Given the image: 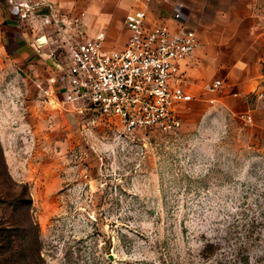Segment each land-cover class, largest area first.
Instances as JSON below:
<instances>
[{
  "label": "rangeland",
  "instance_id": "obj_1",
  "mask_svg": "<svg viewBox=\"0 0 264 264\" xmlns=\"http://www.w3.org/2000/svg\"><path fill=\"white\" fill-rule=\"evenodd\" d=\"M178 4L188 26L218 35L206 65L195 59L207 75L185 72L176 131L125 133L64 102L60 68L100 27L103 47H122L132 0H0V264H264V96L233 94L231 67L239 53L257 57L244 73L264 61V0H150L151 18ZM214 78L223 89L203 91ZM15 233L31 254H7Z\"/></svg>",
  "mask_w": 264,
  "mask_h": 264
},
{
  "label": "built area",
  "instance_id": "obj_2",
  "mask_svg": "<svg viewBox=\"0 0 264 264\" xmlns=\"http://www.w3.org/2000/svg\"><path fill=\"white\" fill-rule=\"evenodd\" d=\"M170 16L166 21L152 19L150 0H132L123 19L128 35L122 47H103L104 27L70 42L60 68L63 101L116 117L125 133L176 131L181 123L179 104L192 97L191 79L181 64L192 58L200 41L197 31L185 23L182 4ZM170 24L177 28L170 29ZM223 87L222 80L214 78L203 91L216 94ZM243 117L252 121L248 113Z\"/></svg>",
  "mask_w": 264,
  "mask_h": 264
},
{
  "label": "crops",
  "instance_id": "obj_3",
  "mask_svg": "<svg viewBox=\"0 0 264 264\" xmlns=\"http://www.w3.org/2000/svg\"><path fill=\"white\" fill-rule=\"evenodd\" d=\"M189 7V6H188ZM104 14H107V13H104ZM101 20H103L104 18H106V16H101ZM100 19V18H99ZM123 29L127 32V35H128V31L124 28L123 26ZM198 34V37H199V41H200V45L199 47L195 50L192 58L195 59H198V60H202V67L206 65V62H208L211 57L209 56V49L212 47L211 44L207 43L209 40V35L207 34H199V31L197 32ZM205 36V38L203 39V37ZM212 36H210V41L212 40L215 41L217 43L218 41V35L213 34L212 33ZM127 38V36H126ZM126 38L123 40V45L126 41ZM240 38V34L236 31H233L231 34H228L226 33V37H225V41L224 43H226V48H228L229 46L231 47V52L234 51H238L240 50L237 49L235 50V47L236 45L239 44V40ZM230 51V50H229ZM239 52V51H238ZM247 52H245V55H240L241 53L237 54L235 56V58L233 57V61L231 63V67H234V68H238L236 69V74L239 76L238 78H241L239 80H241L242 84H239L238 86V90L237 91H233L235 92L237 95L238 94V97L241 98V100L243 102H245L247 105V99L249 100L251 97H252V92H254V95L256 96V100L257 99H260L261 97L264 96V61L262 63H260V66L259 68L257 69L256 67V72L254 71V66H255V62H257V57L254 56L253 58L249 57L248 58V55L246 54ZM191 59L186 61V62H183L181 64V68L185 70V72H187L191 77H197V78H200V77H206L207 73L205 71H202L201 68H198L197 65H196V60L194 61ZM252 62V63H251ZM249 64H254L253 66V71L251 73H244L245 72V68L249 65ZM187 67V69H186ZM258 101V100H257ZM250 106V105H249ZM251 111V107H247L243 112H247L248 114H250L251 118L253 117L252 114L250 113Z\"/></svg>",
  "mask_w": 264,
  "mask_h": 264
},
{
  "label": "trees",
  "instance_id": "obj_4",
  "mask_svg": "<svg viewBox=\"0 0 264 264\" xmlns=\"http://www.w3.org/2000/svg\"><path fill=\"white\" fill-rule=\"evenodd\" d=\"M29 200H30L29 197H27V201H29ZM13 224L14 223H12V225H10V226L11 227L13 226V228H17L18 230H20V234H23L24 237H27V231H26V227H24L25 226L24 224L23 225L21 224L22 226L20 225V223L19 224L16 223L14 225ZM13 236L15 237V242L17 240L18 241L16 242V244L14 246L15 248H13V244H10L11 245V249H9V252L7 254H31L30 253V248H29V244L30 243H28V244L25 245L24 242H22V240L20 238H19L20 239V241H19L18 236H17L16 233L13 234ZM16 237H17V239H16ZM9 242H10V240H9ZM37 254H38V257H39L38 251H37ZM8 260H10V258H8ZM11 261H12L11 264H21V263H19V257H15V258L12 257L11 258Z\"/></svg>",
  "mask_w": 264,
  "mask_h": 264
}]
</instances>
